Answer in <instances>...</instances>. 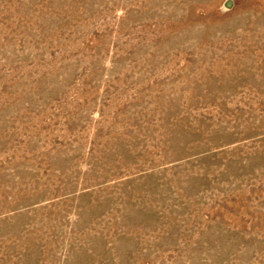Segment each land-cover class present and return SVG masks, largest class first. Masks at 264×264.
Returning a JSON list of instances; mask_svg holds the SVG:
<instances>
[{
    "label": "rangeland",
    "instance_id": "374dc122",
    "mask_svg": "<svg viewBox=\"0 0 264 264\" xmlns=\"http://www.w3.org/2000/svg\"><path fill=\"white\" fill-rule=\"evenodd\" d=\"M0 264H264V0H0Z\"/></svg>",
    "mask_w": 264,
    "mask_h": 264
}]
</instances>
